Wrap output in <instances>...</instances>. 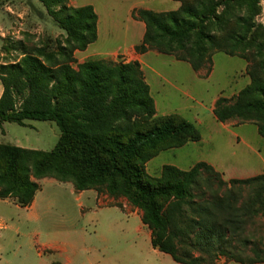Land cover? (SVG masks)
Instances as JSON below:
<instances>
[{
    "label": "trees",
    "instance_id": "trees-1",
    "mask_svg": "<svg viewBox=\"0 0 264 264\" xmlns=\"http://www.w3.org/2000/svg\"><path fill=\"white\" fill-rule=\"evenodd\" d=\"M40 1L66 37L50 40L55 47L14 44L22 57L0 63V123L50 120L61 135L50 152L0 144V199L29 207L46 178L71 183L78 192L104 188L139 209L152 246L180 264H207L208 259L216 264V254L240 264L264 263V247H253L250 254L225 249L240 241L248 223L264 219V175L225 182L214 167L199 162L188 171L166 165L160 178H150L146 164L160 151L199 142L201 132L181 116L156 117L139 62L89 60L74 69L75 52L98 39V15L92 6H69V0ZM175 1L181 3L178 10L133 13L146 27L136 51L174 55L194 71L215 52L252 61L251 85L235 101L219 98L214 115L222 123L255 120L264 137L261 0ZM211 177L220 179L216 190ZM184 206L192 218L185 216ZM193 233L191 246L187 240Z\"/></svg>",
    "mask_w": 264,
    "mask_h": 264
},
{
    "label": "rangeland",
    "instance_id": "rangeland-1",
    "mask_svg": "<svg viewBox=\"0 0 264 264\" xmlns=\"http://www.w3.org/2000/svg\"><path fill=\"white\" fill-rule=\"evenodd\" d=\"M175 2L178 4L172 8L178 10L181 3ZM159 3L155 0L153 8L171 9ZM260 5L262 11L257 22L264 26V0ZM116 13L118 20L115 19V23L128 28L125 12ZM111 23L107 21L108 26ZM65 37L40 0H0V63L15 62L22 57L21 51L12 49L17 42H23L25 47L32 49L46 46L50 40L64 41ZM50 44L55 47L54 43ZM148 52L143 67L155 107L157 104L156 117L178 115L201 132L199 142L160 151L146 164L145 172L149 177L160 178L166 165L188 171L201 161L214 163L225 182L264 175V137L259 134L258 122L234 119L222 123L214 115L219 98L235 101L238 94L251 85L253 62L240 55L215 52L209 56V63L200 71H194L190 63L178 60L174 55H165L155 49ZM81 59V56L75 58L71 66L77 69ZM126 61L127 57H120L109 63L125 64ZM25 123V126L0 124V143L47 152L54 149L61 135L56 123L50 120H27ZM211 178L212 190H216L220 179ZM42 185V200L33 211H26L12 199L0 201V264L60 263L61 256L72 254L74 264H95L92 248L97 244L96 234L102 232L105 221L123 218L127 214L126 210L120 209L123 206L121 202L131 206L130 203L124 197H110L104 188L92 190L100 196L108 195L116 202L104 196L98 199L91 193L81 196L71 183H60L51 178H46ZM223 189L220 194H223ZM248 193L245 189V197ZM210 198L207 191L205 199ZM184 209L185 216L192 218L188 206ZM118 228L116 230L121 231ZM243 231L240 241H233L226 250L250 254L253 247H264V219L256 218ZM194 241L193 233L187 242L194 246ZM83 248L90 250L84 252ZM151 248L147 239H139L132 234L107 257L113 256L114 264H169ZM38 252L43 253L42 258L37 256ZM194 254L199 256L198 252ZM213 260L216 264H240L217 254ZM210 262L208 259L207 264Z\"/></svg>",
    "mask_w": 264,
    "mask_h": 264
},
{
    "label": "crops",
    "instance_id": "crops-1",
    "mask_svg": "<svg viewBox=\"0 0 264 264\" xmlns=\"http://www.w3.org/2000/svg\"><path fill=\"white\" fill-rule=\"evenodd\" d=\"M154 1L155 0H69V6L74 8L92 6L96 14L98 15V25H97L98 39L95 43L90 45L85 51H77L75 53L76 59H78L80 56L82 58L81 60H79L78 63L82 64L87 60L115 61L120 57H127V61L124 62L125 64L131 62H139V64L141 65V69L145 81L148 83L147 76L144 73L143 62L150 52H147L145 54H140L136 51V47L140 45L143 41L146 32V27L142 21L140 20L138 21V19L134 17L133 13L141 9L151 10L154 12L172 11L174 10V7L172 8V5L174 6L175 4H178L173 0H158L160 1L159 3L160 5L163 4L165 6L167 5L171 9H155L153 8L154 4H152ZM117 11L125 12L128 28H123L122 26H119L117 23H115V19L116 21L118 20L116 16ZM111 19L113 22L111 21ZM107 21H109V23L112 22L111 25H109L110 27L107 25ZM2 94H3V87L0 85V98ZM156 109L158 110L157 104H156ZM201 162L207 163V161H201ZM209 163H210L209 165L214 167V169L216 168L215 167L216 165L214 163L211 162ZM43 181H46V179L39 181L41 188L37 193L32 205L24 208L26 211H33L34 208H36L39 202L42 200L40 194L43 191L42 189ZM73 189L74 191H76L74 186ZM77 193L81 196L84 195L85 193H91V195H95L98 199H100L101 196H104L107 197V200H113L109 198L108 195L100 196L96 191L93 190L82 191ZM10 200L11 199H7V200L0 199V201H10ZM121 203H123V206L120 209L126 210L127 214L123 218H118L116 220L112 219L111 221H105L102 227V232H98L96 234L97 244L92 248L93 251L95 252L94 257H96L95 264H114L113 256L107 257V255H110L111 252L114 251L116 246H119L122 242L126 240L128 236H131L132 234L136 235L137 238L139 239L142 238L147 239L152 247L151 248L152 251L156 253L158 256L162 257L169 264H180L174 261L170 255L160 252L158 249H155L152 246V232L150 229H148L149 227L143 223L142 212L135 207L133 208L132 206H129L126 202H121ZM110 206L119 209V207L116 205H110ZM119 224H121L122 226H120ZM117 228L121 231H117L116 230ZM82 250L86 252L87 250L90 249L83 248ZM37 256L42 258L43 253L38 252ZM71 256H73V254ZM71 256L69 255L61 256V262L60 263L56 262V263L74 264ZM53 263L55 262H51L49 264H53ZM259 264H264V263H259Z\"/></svg>",
    "mask_w": 264,
    "mask_h": 264
}]
</instances>
